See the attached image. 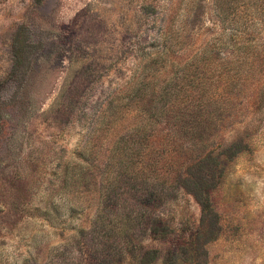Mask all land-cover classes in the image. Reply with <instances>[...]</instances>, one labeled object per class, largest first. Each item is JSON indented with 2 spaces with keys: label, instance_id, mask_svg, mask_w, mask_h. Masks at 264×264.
Segmentation results:
<instances>
[{
  "label": "rangeland",
  "instance_id": "374dc122",
  "mask_svg": "<svg viewBox=\"0 0 264 264\" xmlns=\"http://www.w3.org/2000/svg\"><path fill=\"white\" fill-rule=\"evenodd\" d=\"M211 4L0 0V264H264V20L228 81ZM183 68L217 99L156 102Z\"/></svg>",
  "mask_w": 264,
  "mask_h": 264
},
{
  "label": "trees",
  "instance_id": "16d2710c",
  "mask_svg": "<svg viewBox=\"0 0 264 264\" xmlns=\"http://www.w3.org/2000/svg\"><path fill=\"white\" fill-rule=\"evenodd\" d=\"M193 2L195 6L196 0H190ZM238 5L236 6V9L232 7H227V3L225 0H212V6L214 5V9L218 12V28H219V35L227 34L230 36L229 38H226L227 42L222 40L223 47H226L228 49L227 58L230 60V65L234 67V73L230 75V71L225 74L226 79L228 81L233 80L235 77L241 76L245 74V71L242 68V60L244 58H240L242 56V46L244 43V40H246L247 37L250 35L252 36L255 32V28L263 22L264 20V0H236ZM202 7V6H201ZM234 9V10H232ZM193 10V7L191 8V12ZM243 15V16H242ZM191 16V13L189 17ZM247 18V19H243ZM22 28H20V31L16 35L14 39L13 44V54H14V62H13V69L11 72L10 78L17 76L20 72V69L22 67V51L24 48V42L21 41L20 32ZM168 30L165 29L162 32L163 39V50L159 51L157 55H155L156 59H163L167 60L169 56V47H168ZM248 45H251V37L247 39ZM203 48H207V44L204 45V47L200 48L198 52L200 53L203 60L205 57L209 54H206V52H202ZM208 49V48H207ZM181 73L179 74V82L181 81L183 83V86L180 84L174 86L176 90L172 88L171 82L164 78L159 84L158 92L154 91L158 99L156 102H208L212 101L213 99H217V96L215 94H212L210 88L208 89L207 84L205 81H200L198 79V76L193 80L195 82L194 85L190 86L188 85V82L190 81L189 72L186 68L181 69ZM224 73H219V76L223 77L225 76ZM209 78L207 80H215L217 77V74H211L208 76ZM231 79V80H230ZM224 84H226L224 82ZM141 85H145V82H136L134 84L135 87H132V91H134L133 99L136 100L140 93H142L143 88L140 87ZM173 91L175 93H173ZM131 92V89H130ZM219 93H224V89L221 88V90H218ZM207 93V95H206ZM131 97V95L129 96ZM172 97L175 98V100H172ZM118 99V98H117ZM166 106L163 105V108ZM194 112H201L196 107L193 108ZM104 113L103 111L101 112ZM188 121L181 124V127L188 125ZM186 134H191V131L189 130V127H186ZM197 135L194 132V136ZM199 135V134H198ZM240 144L236 141V143H233L232 146L224 151L225 159L232 158L236 153H239L240 150ZM223 155H219L218 158L215 160L217 164H220L218 161L221 160V157ZM222 161V160H221Z\"/></svg>",
  "mask_w": 264,
  "mask_h": 264
}]
</instances>
